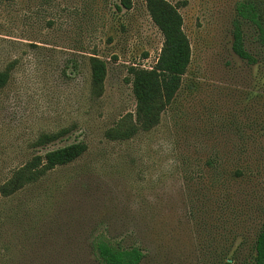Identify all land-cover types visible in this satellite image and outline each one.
Listing matches in <instances>:
<instances>
[{"label": "rangeland", "instance_id": "rangeland-1", "mask_svg": "<svg viewBox=\"0 0 264 264\" xmlns=\"http://www.w3.org/2000/svg\"><path fill=\"white\" fill-rule=\"evenodd\" d=\"M0 0V264H102L95 243L139 246L141 264H255L264 223V47L245 0H168L192 47L161 122L131 139L106 134L135 116L128 69L151 68L164 37L146 0ZM108 66L92 93L91 56ZM67 129L42 147L43 133ZM88 150L13 195L1 187L37 154Z\"/></svg>", "mask_w": 264, "mask_h": 264}, {"label": "trees", "instance_id": "trees-1", "mask_svg": "<svg viewBox=\"0 0 264 264\" xmlns=\"http://www.w3.org/2000/svg\"><path fill=\"white\" fill-rule=\"evenodd\" d=\"M120 6L131 9L132 0H120ZM153 22L160 29L164 41L157 62L151 68L131 65L128 72L136 98L135 116L124 117L116 127L108 130L107 136L113 140L131 139L140 131L156 127L162 115L171 105L182 85L192 60V47L184 30V19L177 5L168 0H146ZM239 18L234 22V51L243 59L255 62L254 56L246 49L243 21L253 23L258 38L264 47V0H245L238 5ZM92 70V93L103 95L108 73L107 63L98 56L90 58ZM14 64L0 70V90L10 81ZM67 129L41 134L33 143L34 147L47 146L64 137ZM88 150L84 141H76L63 147L37 154L18 168L12 177L1 187L5 196L19 192L26 186L39 181L47 172L58 166L68 165ZM102 264H141L146 257L139 246L122 247L110 241L98 240L95 243ZM255 264H264V223L258 234L255 246ZM227 264H232L228 262Z\"/></svg>", "mask_w": 264, "mask_h": 264}]
</instances>
